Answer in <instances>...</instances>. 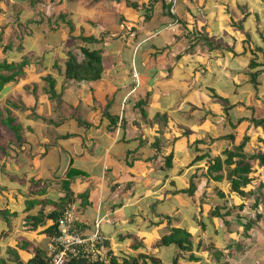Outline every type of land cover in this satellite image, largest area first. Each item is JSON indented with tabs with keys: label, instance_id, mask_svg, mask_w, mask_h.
Instances as JSON below:
<instances>
[{
	"label": "crops",
	"instance_id": "obj_1",
	"mask_svg": "<svg viewBox=\"0 0 264 264\" xmlns=\"http://www.w3.org/2000/svg\"><path fill=\"white\" fill-rule=\"evenodd\" d=\"M61 1L57 7L64 14L69 13L76 32L71 34L68 29L69 34H64V28H60L55 31L57 35L49 34L44 38L45 42L52 45L62 42L66 46L70 44V47L73 41L70 34L78 33V37L83 29L87 37L102 39L101 44L92 47L104 49V72L97 82H61L60 91H56H63L65 100L78 107L73 108L70 114H64L61 113L62 100V104L55 102V112L45 119L39 117L45 114L34 109L37 105L40 109L43 104L52 102L42 91V72L52 74L46 64L30 66V70L21 74L19 82L11 81L2 88L4 97L8 96L14 102L18 115L14 116L9 108H4L2 111L7 115L0 118V134L4 131L12 135L4 142L1 141L3 133L0 136V146L9 147L5 152L0 151V160L3 159L0 161V195L2 191H7L8 196L6 203L0 201V211L16 213L15 217H9L10 225L4 217L0 218V248L3 254L10 247L18 251L24 263L33 257L32 250H20L19 236L47 249L52 237L42 232L50 223L46 222L45 226L31 231L32 224L27 223L26 217L38 213L34 210L36 206L31 212L27 209L21 215L19 212L31 201L55 202L64 197L63 183L68 180L73 193L71 203L78 209L76 230L85 237L98 235V248L106 259L109 258L108 252L119 261L144 254L161 260L162 264H172L177 252L182 254L180 264H215L213 248H216L223 251V262L264 264V168L254 167L253 181L244 189L246 192L251 190V194L246 197L233 192L230 181L216 182L210 177L197 179L198 189L194 198L172 194L175 189L188 187L189 177L197 169L203 173L208 171L209 158L189 166L196 156L210 153L211 157H217L228 146V141L222 139L232 131L223 110L227 105L214 98L211 90L229 99L230 105L234 106L228 111L231 122L248 116L247 107H253L255 113L258 112L253 102H263L256 98L255 90L245 75L248 56L235 55L231 50L245 39L237 29L245 11L250 13L244 22L245 30L251 33L252 42L261 41L262 32L257 33L255 16L251 14L249 4H245L246 7L240 3L241 0H227L221 4L216 0H188V4L177 1L175 12L172 11L177 16L176 20L163 15L160 5H156L150 20L145 21L141 12L129 7L127 2L147 4L149 0H123L120 3L111 0ZM258 3L264 11V0ZM231 7L237 8V14L230 10ZM257 10L254 14L259 15L262 24L264 12L261 15ZM85 15H99L102 20L109 16L117 21V25L107 27L103 21L95 24L92 18ZM134 19L140 27L136 32L132 29L128 31L125 26ZM96 25L97 30L94 28ZM223 30L226 33L221 35ZM166 31L172 34L163 35ZM202 34L205 37H200ZM228 39L232 41L230 46L225 43ZM243 48L240 44L241 51L238 53ZM53 49L51 47L50 52ZM16 52L17 49H14L13 53ZM63 69L59 66L57 74L62 75ZM22 82H33L36 87L29 89V93ZM65 84L67 87L63 88ZM263 85L264 80L261 91H264ZM148 93L151 95L147 98ZM16 97L21 98L23 109L16 103ZM142 99L147 101L142 105L147 118L142 116V107H136ZM107 106L113 115L126 119L125 129H120L119 121L114 136L106 130L108 120H103ZM33 114L38 116L32 120ZM74 117L88 122L90 128L79 126ZM86 118H94V122ZM10 119L14 120L12 126L21 127L22 140L19 143H24L20 151L15 147L18 141L9 127ZM247 126L239 128L236 141L242 138ZM249 134L251 139L256 136L257 141L264 138L261 129H251ZM67 135L72 136L67 138ZM122 136L131 142H119ZM50 137L54 138L53 143H50ZM139 141L140 148L132 156L141 160L128 166L126 152L136 148ZM199 141L203 143L197 144ZM152 143L155 147H151ZM251 143L247 151H250ZM157 145L162 146L164 155L172 152L175 155L169 170H164V163L154 156ZM260 147L262 149L264 145ZM71 169L85 174L68 178ZM219 174L225 175L226 172ZM172 181L175 185L171 184ZM56 182H61L62 190L50 192ZM29 187L34 189L33 195H30ZM82 194L88 195L86 203L80 197ZM46 195L49 199L41 200L47 198ZM20 200H23V207L18 210ZM258 201L260 204L254 208ZM241 204L245 206L242 213L238 212L241 218H237L238 213L235 212L224 215V205L232 207ZM46 208L44 212L49 213L55 206L48 204ZM215 208H221L219 217L213 215ZM261 214L263 219L254 224L255 217ZM167 216L172 218V227L185 229L192 235L191 252L179 249L178 252L175 245H159L161 238L169 233L167 220L164 219ZM249 221H252L251 224ZM91 222L95 231L89 234ZM104 242L108 245L101 248ZM199 242L201 246L198 248ZM135 244L139 247H134ZM191 254L198 261L189 260Z\"/></svg>",
	"mask_w": 264,
	"mask_h": 264
},
{
	"label": "trees",
	"instance_id": "obj_2",
	"mask_svg": "<svg viewBox=\"0 0 264 264\" xmlns=\"http://www.w3.org/2000/svg\"><path fill=\"white\" fill-rule=\"evenodd\" d=\"M55 2L56 5H59L62 1L61 0H51V2ZM97 1V0H95ZM116 1L120 3L123 0H111ZM59 2V3H58ZM32 4H36V1H31ZM128 6L138 10L139 12H144L145 21H149L151 16L153 15V12L155 11L156 5H160L161 10H163V15L169 16L172 20H176L177 16H174L172 13L173 9V0H149L147 4H138L136 2H127ZM246 8V7H245ZM18 19L17 25L22 24L19 18V14H17ZM250 16V13L245 11L244 18L240 21V24L237 26V29L245 36V39L240 43L243 44V51L241 53H238L236 50L239 49L240 44L236 43L234 47L231 49L232 52H234L235 55H242V56H248V64L245 69V75L247 76V79L249 83L253 86L256 94V98H260L264 102V94L263 97H260L259 94L262 92V81L264 80V29L261 30V41L259 43L252 42V35L244 28V22L247 20V18ZM255 21H256V30H259L260 27H258L260 23V18L258 14H254ZM56 19H59L62 23H64L66 26L69 27L70 33L76 32V25L74 21L69 17V13H62L60 12ZM55 20V19H54ZM41 21V19H40ZM38 21L37 23H40ZM49 24L51 25L52 18H48ZM29 22H32L31 20ZM183 22V21H182ZM183 24H186L183 22ZM236 27V26H235ZM82 29V28H81ZM83 32V29L81 30ZM5 31L0 32V51L3 55H7V59H3L0 61V71L5 73H0V91L4 87L5 84L15 80L19 75H21L22 71L21 68L26 65V63L29 61L28 55L23 54L24 48H21V44L17 48V52H14L13 47V37H11V31H9V34L7 33L5 38ZM205 34V33H204ZM200 37H205L203 34ZM79 40L83 41L84 43H87L85 47L81 48V52L84 56V59L82 61H78L77 56L73 54L72 52H69V56L67 61L65 62L64 69L62 71V75L65 76V82L68 84L70 82L77 84V83H92L97 82L102 79V75L104 72V49L101 48H95V44H101L102 39H96L94 36L91 37H84L80 35ZM207 39V38H205ZM5 40H7L6 45L3 43ZM208 44L210 46V41L208 40ZM249 44H252L253 46H250ZM218 45V44H217ZM95 46V47H92ZM11 56L15 60L19 59L20 63H8V57ZM21 59V60H20ZM55 68H58L56 66ZM43 81H46L49 85V91L50 94V100H55L57 104L61 103V95L56 91V81L54 77L50 76L47 77V79H44ZM67 84L63 88L67 87ZM261 86V88H260ZM213 93L214 98H217L221 103L226 104L224 105V113L227 116L228 121H230V125L232 128L231 133L224 136L222 139H225L228 141V146L225 148V150L221 153V155L217 157H211L210 153H206L204 155L196 156L194 160L189 164V166H193L194 164H197L198 162L203 161L205 158H209V169L206 173L201 172V170L197 169L196 172L189 177V185L188 187H182L180 189H175L172 191V194H184L187 196H190L194 198L195 193L198 189V180L202 177L205 178H212L216 182H223L224 180L230 181L233 192L239 194L241 197H246V195L251 194V190L249 192H246L244 189L247 188L249 185H251L253 178L251 175L255 171V166L262 169L264 168V148L263 149H256L251 148L250 151H247V147H249V143L251 140V135L249 134V131L251 129H254L258 131V129H261L263 135H264V116L263 117H256L255 116V109L253 107H247V110L249 113L248 116H244L241 118H238L235 122H231V120L228 118L229 114L228 111H230L234 106L230 105V100L222 98L218 96L214 90H211ZM151 95V93L146 94V97L148 98ZM143 100V101H142ZM139 102L136 103L137 108H141L142 105L146 104V100L142 99ZM142 112V116L144 118H147V114L144 111L143 107L140 109ZM125 113V112H124ZM77 124L81 127H84L85 129L90 128V124L86 121H83L80 117H74ZM108 120V125L106 127L107 132L110 135H113L116 133V130L118 128V123L120 121V129L124 130L126 125V119L124 116L120 118L119 116H115L111 113L108 106L106 107L104 113H103V120ZM14 122L13 119L9 120V127L11 131L14 133L15 138L18 141L22 140L21 137V127L18 125L12 126V123ZM50 122L54 125H57L55 121L50 120ZM167 122V121H166ZM248 125L247 129H245L244 135L241 139L236 141L237 134H239V128H241L243 125ZM72 135H67V138L71 137ZM263 145H264V138L259 139ZM144 141V140H143ZM119 142H125L129 143L131 140L127 139L126 137L122 136ZM155 142V141H154ZM143 143V142H142ZM145 143V141H144ZM143 143V144H144ZM203 142H197V144H202ZM143 146V145H142ZM151 147H155V143L151 144ZM9 147H2L0 146V151L5 152V149ZM140 148V141L136 148H133L131 150H128L126 152V158H129V161H127L128 166H133L135 161L141 160L140 157H134L133 154H136ZM156 153L154 156L156 158H160L161 161L164 163L163 168L164 170H169L173 166V161L175 158V155L170 153L169 155H164L163 148L160 145H157L155 148ZM202 150V149H199ZM148 160V159H147ZM155 160V159H153ZM200 171V172H199ZM226 172L225 175H221L219 173ZM85 174L83 172L77 171L75 169H71L67 176L68 178H74L76 175ZM215 174V175H214ZM171 184L175 185L172 181ZM63 187L65 190L64 197L60 198L59 201H50V202H42L41 209L38 211L36 215L30 214L26 217L27 223H31L32 225L30 230L35 231L38 227L45 226L46 222H49L50 225L46 227V229L42 232L43 234L53 237L58 235L57 230V222L59 217L61 216V212L66 206L67 203H71L72 201V195L73 193L70 191V181L66 180L63 183ZM169 193V192H166ZM222 197H224L223 193H220ZM82 201L84 203L87 202L88 195L82 194L80 195ZM38 203L35 201H31L27 203V210L31 212L34 207ZM48 204H53L55 206V209L49 213H45V207ZM260 202H255L254 208H257ZM245 206L243 204L239 206L233 205L232 207H229L228 205H224L222 207L223 210H226L225 216L231 214L232 212L235 213H242V210H244ZM154 209V207H153ZM221 208H215L213 210V215L220 216ZM16 213H9L8 211H0V218L4 217L6 222L10 225V219L9 217H15ZM242 216L237 215V218H241ZM165 220H167L168 223V234H165L161 240L159 241L160 246H170L175 245L177 249H179L181 252H191L192 249V235L186 231L185 229L178 228V227H172L171 225V217H165ZM262 214L257 215L254 219V224L258 223L260 220H262ZM252 221H249V224H251ZM252 223V224H253ZM27 225V224H26ZM28 226V225H27ZM203 226V225H202ZM248 228V227H246ZM2 232H0L1 236ZM17 241L19 242V248L20 250H32L33 257L29 259L26 263H24L21 258L18 255V251L14 248L8 247L5 250V254L8 256L7 258L0 256V264H51V258L48 257L47 249L38 246L37 244L34 245L33 243L29 242L26 238L20 236L17 238ZM108 245L107 242H104L101 244L102 247H106ZM201 246V243L199 242L198 248ZM134 247H139L136 244ZM214 247V246H212ZM212 249V248H210ZM213 256L215 257V264H229L227 262H223L225 259V255L222 250L213 248ZM108 257L105 260L100 259H92L90 257H81V256H72L70 255L67 262L65 264H162L158 259L147 256L144 254H140L137 257H131L130 259H124L122 261H119L116 257H112L111 252L107 253ZM182 257V254L179 253L178 256L173 261V264H180V258ZM189 260L198 261V258L191 254L189 256Z\"/></svg>",
	"mask_w": 264,
	"mask_h": 264
},
{
	"label": "rangeland",
	"instance_id": "obj_3",
	"mask_svg": "<svg viewBox=\"0 0 264 264\" xmlns=\"http://www.w3.org/2000/svg\"><path fill=\"white\" fill-rule=\"evenodd\" d=\"M31 1H33V0H0V32L5 31L4 35L6 38L7 33L9 34L10 30H14L11 32V37H13L14 49H17V47L22 43L21 48L25 49V51H23V53L24 54L28 53V55H30V56H28L29 61L26 63V65H24L21 68L22 73H24V72L26 73V71L29 69L30 66L41 67V65L45 66V64H46L48 66L47 68H50L49 71H51L52 74H50V72H47V73L42 72V75L44 76L42 79L43 80L47 79V77H50V76L54 77V79L56 81L55 88H56V90L60 91V85H61V82H63L65 80V76L57 74L56 70L59 69V66L64 67V65H65L64 61L66 59H68L69 52H72L73 54H75V56H77V58H78V61H82L84 59V56L81 52V48L85 47L87 45V43H84L83 41L79 40L78 37L80 35H82L84 37H87V36L85 35L84 32H81V34L78 37H76L78 35V33L76 35H72V36L70 34V37L73 39V41L71 43L72 46H70V47H69L70 44H68L66 46V44H64L62 42L59 45H52L50 42L49 43L45 42L44 38H47L49 36V34L50 35L53 34L54 36L57 35L55 33V31H58L60 28H64L63 29L64 34H69V33H67L69 28L64 27L62 25L64 23H62L59 19H56V17L60 13V9H58L55 2H53V1L51 2V0H35L37 5L36 4L34 5L31 3ZM169 1H171V0H169ZM177 1H179L183 4L189 3L188 0H173L172 11H174V12H175V7L177 4ZM202 1L199 2V5L202 4ZM216 1L220 2V4H221V2H224L227 0H216ZM258 1L259 0H241L240 3H242L243 5L249 4L251 14L254 15V11L256 13L258 11L257 9H259V11L262 15V13L264 12L263 6L261 4L259 5ZM185 7H186V5H185ZM246 7H248V6H246ZM230 10L233 13L237 14V8L231 7ZM17 14H19L20 21L22 22V24H20V25H16L17 24L16 19H18ZM177 14H178V12H177ZM140 15H142V18L145 17L144 12L140 13ZM85 16L88 18H92L95 24H97L100 21H103V23L107 27L117 25V21L114 18L109 17V16H106L104 18V20H102L99 15L98 16L85 15ZM243 16H244V13H243ZM243 16H242V18H243ZM49 17L52 18V21H50V22H52L51 25L49 24V21H48ZM40 19H41V21H40ZM261 19H262V24L259 23V26H262V27L259 28V30L257 32L258 34H260L261 30L264 29V16ZM30 20L32 22H29ZM38 21H40V23H37ZM130 22L132 24H130ZM130 22L128 23L127 26H125V28H127L128 31H131V29L135 30V32L138 31V27H140V26L137 24L135 19L131 20ZM11 24L13 25L12 29H10ZM234 25H235V23H234ZM94 28H95V30H97L98 26L96 25V26H94ZM50 29L53 32L49 31ZM246 29H247V27H246ZM225 33H226L225 30L221 31V35H224ZM171 34H172V32H170V31H168V32L166 31L163 33V35H165V36H169ZM224 37L227 39L226 35ZM41 38H43V40H41ZM229 41L230 40L228 39L227 42H225L226 45L228 44V46H230L232 44V41L231 42H229ZM3 43L6 45L7 40H5ZM46 43H48V45H46ZM249 45L253 46L252 44H249ZM46 46H49V47L46 48ZM51 47H53L54 49H53V51L51 50V52H50ZM236 51L237 52L241 51V49H237ZM7 55H3V54L0 55V61H2L3 59H7ZM8 63L10 64V63H20V62H19V59L15 60L13 57L9 56L8 57ZM54 64H55V66H54ZM56 66H58V68L54 69ZM32 67H30V69ZM0 73H5V72L0 71ZM42 75H40L39 78ZM20 76L21 75H19L13 81L19 82L22 78ZM22 83H24L26 85L25 90H27L28 92H29V89H31L33 86H35V84L33 82L32 83L22 82ZM42 88L41 89H42L43 93L46 94L47 95L46 97H48L50 100V94L48 93L49 85L46 81H43V87ZM36 89L37 88H35L33 90L34 94L36 92ZM262 93L264 94V91H262ZM59 94L61 95V100L63 103V105H62L63 108L61 109V113L70 114L72 112L73 108L78 107V106L75 107L73 105V103H69L65 100V98H64L65 93L63 91L59 92ZM263 94H261V95H263ZM261 97H263V96H261ZM51 101H52V102H50L51 104H43L40 109H38V105H37V107L35 106L34 110L36 112L41 111V113L45 114V116H39V117L44 118L46 116L50 117L51 115H53V112H55L54 110L56 109V107L54 105V103L56 101L55 100H51ZM16 103H19L21 106L23 104V102L21 101V98H19V97H16ZM253 104L258 107L257 108L258 112L255 113V116L259 117V118L263 117L264 116V103L262 102V104H261L259 102L254 101ZM23 107L24 106H22L20 108L23 109ZM4 108H9L12 111L11 113H14V116L17 115V110H16V107L14 105V102H12L8 96L4 97L3 92L1 91L0 92V114H1L0 118L1 119L5 118L7 115V113H4V110L2 111V109H4ZM18 113L20 114L21 117L24 116L23 114H21L19 109H18ZM99 113H101V112H99ZM36 115H34V114L31 115V117H32L31 119L32 120L36 119V118H34V117H36ZM86 120L94 122V118L93 119L86 118ZM0 130H2L1 127H0ZM2 133H3V135H2ZM7 133H8V135L6 133H4V131H1L0 136L2 135V138H1L2 142H4L5 139L9 140V138H11L10 136H12V135L10 134V132H7ZM53 139H54L53 137H50V143L54 142ZM256 139H257L256 136H253V138L250 140L252 142L250 144L251 148H254V147L261 148L260 146L263 145V143L260 140L257 141ZM13 140H14V138H13ZM23 143L24 142H22V144H18V142H17V146H15L16 144H13V145L17 148L16 150L20 151L21 150L20 147L23 146ZM16 150L14 151V153L16 152ZM2 160L3 159L1 158L0 161H2ZM60 183L61 182L54 183V185L51 186L52 191H50V192H54L53 190H55V192H56V190H58V191L62 190V184H60ZM29 188H30L29 189L30 195H33L34 189H32L31 187H29ZM1 193L2 194L0 195V201L3 204V203H6L8 201V199H7L8 196H7V191H2ZM39 195L43 196L41 194H39ZM46 197L47 198H44V199H41V197H40V199L41 200L49 199V197L47 195H46ZM13 199H15V198H13ZM20 201H21V204H19L18 210H20L23 207V200H20ZM56 201H59V199ZM11 202L14 203L13 201H11ZM38 204L39 205H36V207L34 209L35 212H38L41 209L42 204L41 203H38ZM26 208H27V204H26V206L24 205V209L19 212L20 215L23 214V212L26 210ZM46 210H47V208L45 209V211ZM91 226L92 227H91V230L89 231V234H92L95 231L94 225L92 224V222H91ZM1 237H2V235H1ZM2 250L3 249L0 248V256L4 257V258L8 257L6 254H3ZM178 252H179V250H178ZM178 255H179V253L176 252L174 257H173V261L176 258V256H178ZM159 261L161 262V260H159ZM173 261H172V264H173Z\"/></svg>",
	"mask_w": 264,
	"mask_h": 264
},
{
	"label": "built area",
	"instance_id": "obj_4",
	"mask_svg": "<svg viewBox=\"0 0 264 264\" xmlns=\"http://www.w3.org/2000/svg\"><path fill=\"white\" fill-rule=\"evenodd\" d=\"M78 222L79 216L76 205L67 203L57 222L58 235L53 236L47 246V254L51 258V264H65L70 255L106 259L98 248L99 236L85 237L81 235L76 230Z\"/></svg>",
	"mask_w": 264,
	"mask_h": 264
}]
</instances>
